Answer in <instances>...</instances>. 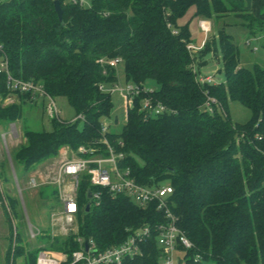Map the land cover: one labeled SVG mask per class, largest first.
Masks as SVG:
<instances>
[{
	"label": "trees",
	"instance_id": "obj_1",
	"mask_svg": "<svg viewBox=\"0 0 264 264\" xmlns=\"http://www.w3.org/2000/svg\"><path fill=\"white\" fill-rule=\"evenodd\" d=\"M53 1H1L0 48L14 78L42 85L53 99L64 98L82 120L51 121L50 132L40 118L38 128L28 127L26 112H33L36 98L15 93L7 102L10 93L0 73V129L19 120L26 123L24 142L10 152L15 176L25 178L64 147L72 152L98 149L96 155L106 156L105 139L123 155L119 167L127 168L137 184L171 187L167 209L192 244L189 250L177 247L178 264H264V68L240 67L237 47L222 31L194 53L188 25L178 21L193 8V16L206 21L238 17L252 35L264 33V22L242 0H58L61 21ZM257 2L264 12V0ZM111 59L120 60L130 84L142 90L153 81L157 89L141 92L133 107L127 106L118 133L103 134L101 121L113 108L106 87L116 83L118 66L108 67ZM207 60L219 66L224 81L198 83ZM146 96L169 113L144 116L140 101ZM208 98L217 103L213 113L204 110ZM233 101L251 112L248 124L228 118L227 105ZM7 172L8 165L0 161L1 176ZM36 191L41 199L50 194L58 201L55 187ZM88 191L93 189L83 176L77 188L76 233H44L37 237L43 247L32 251H26L18 233L13 246L11 225L13 220L21 224L22 214L16 198L0 195L10 233L4 264H16L19 258L36 264L40 251L70 256L80 248L78 240L103 250L145 227L150 233L139 243V254L121 264H163L155 229L167 219L156 204L140 207L124 194L99 190L97 204L85 212Z\"/></svg>",
	"mask_w": 264,
	"mask_h": 264
},
{
	"label": "rangeland",
	"instance_id": "obj_2",
	"mask_svg": "<svg viewBox=\"0 0 264 264\" xmlns=\"http://www.w3.org/2000/svg\"><path fill=\"white\" fill-rule=\"evenodd\" d=\"M237 1V0H235ZM251 14L264 22V12L258 7L257 0H242ZM245 7V8H246ZM194 9L190 8L186 14L179 19L180 25L187 23L190 38L193 46V52H198V48L204 43L205 40L210 39L217 31H222L225 35L231 37L232 42L236 45L239 56V66L248 70L254 71V67L258 66L264 68V33L252 35L243 24L242 20L233 15L225 16L217 21L215 20H202L193 16ZM203 28L207 32L203 31ZM196 69V68H195ZM219 69L218 65L212 64L210 60H207V65L203 68L201 75H210L213 77L215 83L224 81L222 73H217ZM116 83L114 85L107 86V93L110 95L113 105L112 111L109 117L102 119L101 126L107 127L106 133H118L126 120L127 101L122 92L116 91L115 87H125L130 84L126 81L124 75V66L122 64L115 68ZM144 88L150 91L157 89V85L153 81H147L144 83ZM8 97H15L10 95ZM15 101V98H12ZM54 102L58 112L60 113V119L63 122H69L75 118V112L68 102L62 97L54 98ZM33 112L28 110L26 112L27 118H29V125L31 128H38L36 121L40 118V125L46 132L52 130V122L48 115L45 113V102L43 99L37 98L33 104ZM27 110V109H26ZM227 114L231 122L240 125L248 124L252 118L251 112L239 102H229L227 105ZM24 120H19L14 124H10L5 129H0V161H5L8 165V172L6 175L0 174V195H10L16 198L18 201L19 209L22 214L21 224L16 220L12 222V244L15 243V235L18 233L26 244L24 248L26 251H32L35 248L43 247L42 244H37V237L42 236L44 233L50 236H66L68 234L76 233V216L72 221H67L61 214L62 209V196L63 194L56 189L58 201L52 200L50 194L41 199L38 195L37 187L30 188L28 180L33 178L36 183L39 180L36 176H31L33 172L21 178L16 173V179L13 177L14 170L10 162V152L13 148L24 142L23 130ZM80 122L77 123V127H81ZM63 153L58 154L54 158H50L41 165H38L35 170L44 171L46 175H49L48 171L53 168L55 171L58 169L60 163L57 164L58 159L61 161L71 159L72 156L77 154L72 152L68 147L62 148ZM94 152L98 149H93ZM96 154V153H95ZM53 163H56L53 165ZM49 170L46 168L49 166ZM34 170V171H35ZM82 181V178L80 179ZM52 190V189H51ZM77 198V190L75 192V199ZM8 208L6 204L0 207V264H4V256L8 246V240L10 239V233L5 223V216L3 215L4 207ZM18 222V223H17ZM29 229L35 234V238H32ZM37 239V240H36ZM14 248V247H12ZM16 264H23V261L19 258L16 260Z\"/></svg>",
	"mask_w": 264,
	"mask_h": 264
},
{
	"label": "built area",
	"instance_id": "obj_3",
	"mask_svg": "<svg viewBox=\"0 0 264 264\" xmlns=\"http://www.w3.org/2000/svg\"><path fill=\"white\" fill-rule=\"evenodd\" d=\"M81 4L82 2H80ZM202 29L204 32H207L205 28L202 27ZM191 48L189 47V49ZM119 63V59H111L107 61V66L115 68ZM0 73L5 77L6 89L10 95H15V93L29 94L36 99H43L45 102L44 110L49 119L51 121L63 122L60 119V113L56 108L54 99L45 92L42 85L22 81L12 76L8 58L1 48ZM197 81L200 84H216L210 75L198 77ZM100 90H102V86ZM115 90L123 93L126 97L127 106L129 107H133L134 100L141 96V92L151 93L150 90H141V86L134 84H127L125 87L116 86ZM10 101L11 98H8L7 102ZM216 104L214 99L208 98L204 103V110L208 113H213V105ZM140 105V111L143 112L144 116L158 117L170 111L160 102L156 101L154 103L149 96L141 99ZM76 120H82V116H76L67 123H73ZM101 132L103 134L106 133L107 127L102 126ZM102 143L106 146V156L96 155L92 149L79 148L76 152L77 154L72 156L71 159L60 162L58 169L49 180L36 183L33 178H30L28 181L29 187L38 188L39 186L49 185L59 190L63 194L61 199V214L67 221H72L78 212L75 192L83 176H86L88 184L93 189L92 192L89 191L91 194L90 206L91 204H97L100 197L99 190H106L112 196L124 194L134 204L140 207L146 206L149 203L156 204V209L161 211L167 219L165 225H157L155 229L158 233V246L163 250L164 254L163 264H178L177 247L183 250H189L192 248V244L176 227L175 218L167 209L166 199L172 193L171 187L165 185L162 187L148 188L137 184L131 178L127 168L122 169L119 167L123 155L114 152L105 139L102 140ZM13 177L16 179L15 173H13ZM29 233L32 238H35V234L31 229H29ZM149 233L150 229L147 227L136 230L120 245L103 250L98 249L92 241L85 242L78 240L80 248L70 256L40 251L36 257V264H121L124 258H132L139 254V243L145 237H148ZM84 243H86L87 249L84 248Z\"/></svg>",
	"mask_w": 264,
	"mask_h": 264
},
{
	"label": "crops",
	"instance_id": "obj_4",
	"mask_svg": "<svg viewBox=\"0 0 264 264\" xmlns=\"http://www.w3.org/2000/svg\"><path fill=\"white\" fill-rule=\"evenodd\" d=\"M62 153H63V150L60 149L59 152H58V154L60 155V157H61V154H62ZM60 162H61V160H60V158H59L58 161H57V164L60 163ZM54 164H56V163H53V165H54ZM50 166H52V165H49V166L46 168V171L49 170V168H51ZM54 172H55V170H54L53 168H51L50 171H48L49 175H46V174L44 173V171L42 172V171H40V170H35V171H33V173H32L31 176H36V178L39 180L38 183H42V182H45V181L49 180V178L54 174ZM28 181H29V180H28ZM28 181H27V182H28Z\"/></svg>",
	"mask_w": 264,
	"mask_h": 264
},
{
	"label": "water",
	"instance_id": "obj_5",
	"mask_svg": "<svg viewBox=\"0 0 264 264\" xmlns=\"http://www.w3.org/2000/svg\"><path fill=\"white\" fill-rule=\"evenodd\" d=\"M3 1V0H0V2ZM53 7H54V12L58 18L59 21H61V16H62V12H61V8H60V4H59V1L58 0H54L53 1ZM86 198H87V204L85 206V212H87L90 208V198H91V194L90 192L88 191L87 194H86ZM84 248L87 249V245L86 243H84Z\"/></svg>",
	"mask_w": 264,
	"mask_h": 264
}]
</instances>
